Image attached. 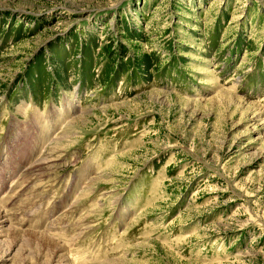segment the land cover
I'll list each match as a JSON object with an SVG mask.
<instances>
[{"label":"rangeland","instance_id":"1","mask_svg":"<svg viewBox=\"0 0 264 264\" xmlns=\"http://www.w3.org/2000/svg\"><path fill=\"white\" fill-rule=\"evenodd\" d=\"M0 211V264H264V0H0Z\"/></svg>","mask_w":264,"mask_h":264},{"label":"bare ground","instance_id":"2","mask_svg":"<svg viewBox=\"0 0 264 264\" xmlns=\"http://www.w3.org/2000/svg\"><path fill=\"white\" fill-rule=\"evenodd\" d=\"M70 126V125H69ZM68 129H70V127H68ZM67 129V130H68ZM67 132V131H66ZM64 134V133H63ZM66 134V133H65ZM68 135V134H67ZM63 136H65V135H63ZM63 136L62 137H60L59 139H57V141H61L62 140V138H63ZM66 138V137H65ZM71 139V138H70ZM65 141V140H64ZM56 143H58V142H56ZM60 144V143H59ZM57 145V144H56ZM55 146V145H54ZM61 145H59V147H60ZM56 148V147H55ZM54 149V148H53ZM52 152V151H51ZM6 221V219L4 218V216H2L1 215V211H0V227H2V225H4V222ZM1 232H2V229H1ZM21 231L20 230H18V229H16V228H14V227H10V228H6L5 230H4V233L5 234H13V233H20ZM21 234V233H20ZM26 234H28V235H33V236H35V237H37V238H40V239H42V240H40L41 241V244H43L44 245V247L46 248V249H48L50 252H51V254L53 255V254H58L57 252H58V249L59 248H62L60 245H59V243L57 242V241H55V240H53V239H50L49 237H47V236H44V235H36V234H33V233H26ZM16 238V237H15ZM64 247V246H63ZM63 250V249H62ZM64 254V253H63ZM55 257H58V256H55ZM66 263V262H65Z\"/></svg>","mask_w":264,"mask_h":264}]
</instances>
